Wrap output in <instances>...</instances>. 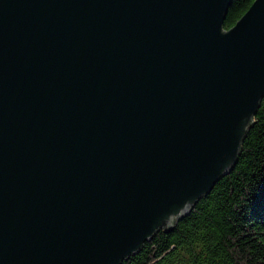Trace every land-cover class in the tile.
Masks as SVG:
<instances>
[{
  "label": "water",
  "instance_id": "obj_1",
  "mask_svg": "<svg viewBox=\"0 0 264 264\" xmlns=\"http://www.w3.org/2000/svg\"><path fill=\"white\" fill-rule=\"evenodd\" d=\"M231 1L0 0V264H120L233 169L264 0Z\"/></svg>",
  "mask_w": 264,
  "mask_h": 264
},
{
  "label": "trees",
  "instance_id": "obj_2",
  "mask_svg": "<svg viewBox=\"0 0 264 264\" xmlns=\"http://www.w3.org/2000/svg\"><path fill=\"white\" fill-rule=\"evenodd\" d=\"M253 0H232L231 27ZM120 264H264V96L233 169L174 225Z\"/></svg>",
  "mask_w": 264,
  "mask_h": 264
},
{
  "label": "clouds",
  "instance_id": "obj_3",
  "mask_svg": "<svg viewBox=\"0 0 264 264\" xmlns=\"http://www.w3.org/2000/svg\"><path fill=\"white\" fill-rule=\"evenodd\" d=\"M190 201L187 202V204H185L183 207L185 208V211H187L190 208Z\"/></svg>",
  "mask_w": 264,
  "mask_h": 264
}]
</instances>
